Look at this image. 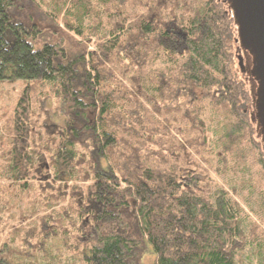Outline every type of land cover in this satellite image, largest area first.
Returning a JSON list of instances; mask_svg holds the SVG:
<instances>
[{
    "label": "trees",
    "instance_id": "trees-1",
    "mask_svg": "<svg viewBox=\"0 0 264 264\" xmlns=\"http://www.w3.org/2000/svg\"><path fill=\"white\" fill-rule=\"evenodd\" d=\"M60 2L50 17L94 48L34 47L48 16L0 0V79L27 80L0 149V212L35 185L50 205L0 223V264H143L148 243L156 264H264L258 84L229 4ZM42 92L61 102L54 136L34 131ZM52 237L67 256L47 252Z\"/></svg>",
    "mask_w": 264,
    "mask_h": 264
},
{
    "label": "rangeland",
    "instance_id": "rangeland-1",
    "mask_svg": "<svg viewBox=\"0 0 264 264\" xmlns=\"http://www.w3.org/2000/svg\"><path fill=\"white\" fill-rule=\"evenodd\" d=\"M64 0H36L38 3V9L45 17L44 21H41V30L33 33L30 37L34 47H40L44 42L57 43L61 42L66 49L67 57H73L81 52L85 51L87 47L89 49L94 48V44L89 41L80 39L75 33L68 30L61 19L59 21L50 17L53 14L61 12L63 9ZM64 7V6H63ZM31 13L35 12L30 10ZM36 20V19H35ZM27 83L26 79H0V149L7 138L5 129L7 118L11 115L12 110L15 106L17 97L21 91V88ZM35 121H36V132L41 137L54 136L61 128L63 122V116L61 114V102L53 94H46L42 92L35 101ZM209 123L211 137L210 146L212 150H216L217 147V130L216 123L212 122L211 119L207 118ZM219 179V178H218ZM9 181V179L0 176V183ZM223 182L222 179H220ZM48 183V180H46ZM51 184L50 188L51 189ZM8 194V193H5ZM53 207H58L53 206ZM50 208L48 202L45 201V193L40 192L38 185H35L28 193L22 192L18 198H11L8 202L5 212H0V223L4 220H8L9 224L15 222L18 217L22 216L24 219L28 218L33 213H42ZM8 229V228H7ZM10 237V236H9ZM19 239H16V243ZM15 243V244H16ZM58 247L60 251H57ZM47 252L52 254L54 257L67 256L66 251L61 247L58 237H52L46 245ZM143 264H156L155 251L150 243L147 244L146 251L142 256Z\"/></svg>",
    "mask_w": 264,
    "mask_h": 264
},
{
    "label": "water",
    "instance_id": "water-1",
    "mask_svg": "<svg viewBox=\"0 0 264 264\" xmlns=\"http://www.w3.org/2000/svg\"><path fill=\"white\" fill-rule=\"evenodd\" d=\"M232 11L242 50L252 56L251 74L257 81L256 119L264 141V0H225Z\"/></svg>",
    "mask_w": 264,
    "mask_h": 264
},
{
    "label": "bare ground",
    "instance_id": "bare-ground-1",
    "mask_svg": "<svg viewBox=\"0 0 264 264\" xmlns=\"http://www.w3.org/2000/svg\"><path fill=\"white\" fill-rule=\"evenodd\" d=\"M148 198V197H147ZM150 204H151V202H150ZM152 205V204H151Z\"/></svg>",
    "mask_w": 264,
    "mask_h": 264
}]
</instances>
